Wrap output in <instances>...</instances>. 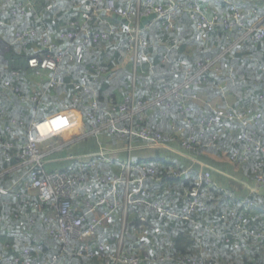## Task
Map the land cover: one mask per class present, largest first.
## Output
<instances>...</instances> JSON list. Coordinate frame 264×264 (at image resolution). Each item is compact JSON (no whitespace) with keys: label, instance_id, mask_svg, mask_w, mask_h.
Listing matches in <instances>:
<instances>
[{"label":"trees","instance_id":"obj_1","mask_svg":"<svg viewBox=\"0 0 264 264\" xmlns=\"http://www.w3.org/2000/svg\"><path fill=\"white\" fill-rule=\"evenodd\" d=\"M134 1L115 0V6L125 8ZM203 1L209 16L215 11L219 14L228 13V2L239 5L247 14L257 9L260 16H264V0ZM90 7L89 0H37L29 6L26 0H0V105L5 109L3 111L0 108V264H9L15 258L26 259L23 251L37 244L42 249L28 255L32 264H50L48 261L51 258H57L62 264H105L103 260L83 255L72 256L62 241L50 234L49 226L42 218L49 211L48 205H43L41 211L35 212L31 203L38 200L37 196H25L27 187L19 178L26 174L28 167H18L20 158L17 154L34 119L33 115V119L28 121V116L20 106L31 105L26 97H30L39 88L41 81L29 67L28 59L40 55L36 47L41 46L44 40L51 41L55 49L69 46L73 60L66 58L62 61L64 76L68 80L89 78V84L96 91L101 106L121 103L132 89L133 68L125 62L129 56L130 36L122 31L126 23L113 14L106 16L105 11L101 10L86 20L83 13L90 12ZM139 23L142 35L150 45L145 53L152 62V66L144 63L143 71L139 69L137 75V93L141 98H159L168 88L182 84L189 76L196 74L210 59L215 63L204 70L203 83L184 88V94H195L198 97L189 101H193L196 111L210 115H214L215 109L234 113L247 111L250 116L261 113L257 123L252 121L247 127L236 119L221 118L214 129L217 136L215 145L209 147L202 143L197 150L189 152L211 166L235 175L236 178L231 183L236 184L239 191H242L241 181L256 184L257 174L264 175V152H255L245 160H229L231 165L239 166L237 172L231 169L229 163L218 162L210 155L221 157L228 154L229 157L237 148L246 147L249 143L242 140L246 132L252 133L264 144V37L246 36V26L242 29L218 26L212 31L202 32L196 29L184 11L174 16L172 23L168 25L155 16L147 18L145 22L140 20ZM250 23V20L247 21V27ZM111 26L118 27L119 31L111 34L110 39L96 36V33L109 31ZM33 28L39 34L30 38V45L34 43L33 49L30 46L25 50L18 38ZM85 31L91 33L92 39L80 46ZM67 35L73 37L69 38ZM167 55L169 61L165 62ZM181 62L185 63V70L188 72L182 71ZM101 68L105 71L100 72ZM12 72H18L19 75H12ZM8 79L14 82L13 87L18 88L22 96L16 95L12 88L4 85V81ZM167 100L170 106L165 114L161 113L160 106L155 105L149 109L146 123L161 131L167 143L172 146L177 144L181 148L179 135H171L170 129L173 121H183L180 101L175 97H168ZM47 102L60 103L62 109L76 108L84 114L91 110L84 92L78 93L65 87L48 92L40 104L31 105L36 107V112L33 113H38V107ZM11 120H16V124ZM6 125L10 126V130H5ZM205 134L207 136L206 132ZM3 141L13 142V146L5 149ZM178 158L182 168L192 165L188 159ZM71 162L74 163L72 160ZM73 163L71 166H74ZM114 164L116 162H105L88 174L95 189L98 188L101 193L108 187L100 184L98 178L104 173L120 174V165L119 172L108 170V166ZM148 166L156 170L157 177L148 180L153 193L150 200L159 202L165 198L173 210L186 206L188 192L197 185L196 178L168 179L166 172L176 167L174 162L167 159L149 161ZM45 167L48 172H54L49 171L46 165ZM62 170L72 175L82 172L79 164H76L72 172ZM201 191L204 193L202 200L208 209L198 208L188 219L172 218L133 206L128 214L125 227L127 232L126 236L123 234L121 250L127 255L138 254L142 258V264H189L193 258L221 264H264V238L258 236L264 232V211L250 209L264 199V185L257 192L248 191L244 205L238 203L237 190L231 184L229 187L216 184L209 188L204 186ZM225 192H230L235 198H226ZM88 196L81 193L72 200L76 213L80 207L83 208L84 198ZM90 197L94 198L95 195ZM92 215H87L86 224ZM142 216L144 222L141 221ZM30 220L34 223L31 224ZM123 221L122 212L118 211L111 222L98 230L97 238L87 242L96 246L104 241L107 252L115 253L120 247ZM238 225L244 231L236 232ZM138 228L146 230L145 238L149 237L152 241L149 254L145 255L135 249L134 242L141 239ZM82 244L75 242L76 246ZM161 258L164 259L160 261Z\"/></svg>","mask_w":264,"mask_h":264},{"label":"built area","instance_id":"obj_2","mask_svg":"<svg viewBox=\"0 0 264 264\" xmlns=\"http://www.w3.org/2000/svg\"><path fill=\"white\" fill-rule=\"evenodd\" d=\"M9 1V0H1ZM27 5L37 0H26ZM91 3L90 12L85 11L83 18L89 20L98 12L105 11L106 16L113 14L120 19L127 21L126 25L122 27V31L127 33L128 39V53L129 56L125 62L127 65H132L134 72V80L132 89L125 95L123 101L116 105L101 106L97 100L96 91L91 88L89 78L82 80H68L63 72L61 63L64 59L73 60V56L69 52V46L65 48L55 49V45L51 41L44 40V43L36 47L40 51V55H34L28 59L29 67L41 79L39 88L35 89L30 97H26L31 105L40 104L47 96L48 92L56 91L59 88H70L78 93L84 92L89 101L91 110L83 113L81 110L75 108L58 109V104L52 106L53 111L42 117L34 118L30 127L27 130L24 143L18 147V157L20 163L18 167L27 166L26 174L20 176L19 180L24 181L27 197L37 196L38 200L32 201V206L35 212L41 211L43 205H48L49 211L42 216L43 222L49 226V232L56 238L60 239L67 247L72 256H87L92 259L103 260L105 264H142V258L138 254L127 255L122 249L123 234L125 233L126 222L130 209L133 206L146 208L149 211L157 212L161 215L188 219L191 214L195 213L198 208L208 209L202 200L204 193L201 189L214 185L213 171L214 167L210 164L200 160L198 157L191 155V150H197L200 144L205 146H214L217 136L214 129L220 122L221 118L236 119L243 126L247 127L250 122L261 118V113H255L250 116L249 112H226L222 109H215L214 115L208 113L198 112L194 108L193 99H198L194 95L184 94L186 86L201 85L204 81V70L215 63L214 60H207L206 65L203 66L196 74L189 76L186 81L175 87L168 88L167 92L157 99H143L137 93V75L140 70L143 71L144 63H150L148 55L145 53L149 48L142 35L140 20L143 18H150L155 16L158 19H163L165 25L171 24L173 17L177 16L180 11L186 12L193 21L196 29L202 32H208L216 29L218 26L225 28H247L246 36L253 38L264 37V16H260L257 9L253 10L251 14H247L241 10L239 5L228 2L229 11L226 14H219L213 12L212 16L206 14V9L203 6V0H191L188 2L176 0H135L128 4L125 8H116L115 0H89ZM163 2V3H162ZM163 5H167L166 7ZM251 21L247 27V21ZM119 31L118 27L111 26L109 31L96 33L97 37L103 39H110L111 34ZM39 33L37 29H30L21 34L18 38L19 43L26 49L31 45L30 38L37 36ZM85 37L80 46L89 43L92 38L91 33L84 32ZM69 38L72 35H67ZM63 38V39H69ZM97 39V38H96ZM165 62L169 61L168 55L165 56ZM182 71L185 70V63L181 62ZM180 67V66H179ZM104 68L100 72H104ZM12 75L18 76V72H12ZM47 76V77H46ZM46 77V78H45ZM45 78V79H43ZM46 84V86L44 85ZM7 88H12L14 93L22 96L18 88H14V82L10 79L4 81ZM4 95V94H3ZM168 97H175L180 101L181 114L183 115L182 122L173 121L170 125L171 135H179L181 141V148H175L165 140V135L161 131L155 130L146 123L148 111L153 106L161 107V113L165 114L170 106L167 102ZM4 111V107L0 105ZM36 107H34L35 109ZM48 110L49 107L47 108ZM87 121L88 132L90 134L100 135L109 134L117 136L119 139L126 141V150L128 157L124 160H115L110 157V150L102 149L97 153L88 155L87 159L80 160V173L69 174L66 171L48 172L46 170V159L41 144L57 135L65 134L72 131L75 127L84 124ZM50 122L55 129L51 132L43 134L40 130L36 131L38 126L44 122ZM16 124V120H11ZM206 124V126L204 125ZM205 126V127H204ZM205 129V130H204ZM5 130H10V126L6 125ZM207 133V136L205 134ZM170 135V136H171ZM1 139V138H0ZM205 139V140H204ZM242 140L249 144L243 148H237L228 157L230 161L234 162L240 158L247 159L253 153L264 152V144L252 133L246 132L242 136ZM140 142V149L142 150H168L180 157L188 159L192 165L182 168L179 161L175 162V169L166 172V177L175 179L196 178V187L188 192L189 200L186 206L173 210L165 198L159 202L151 201L153 196L151 187L149 186L150 178L156 177V170L149 167L146 162L136 161L133 159L132 152L135 150L136 142ZM1 142V140H0ZM5 149L13 146V142H2ZM40 146V148L38 147ZM6 156L8 153L4 152ZM87 157V156H86ZM74 158V157H71ZM105 162H116L121 166L119 175H110L104 173L98 178L100 184L106 185L108 188L104 193L98 188L95 189L91 180L88 178L89 172L97 169ZM5 173V172H3ZM1 178V174H0ZM256 184L250 188V192H257L258 188L264 185V175L258 173L256 176ZM25 193V194H26ZM81 193L88 194L84 198L83 209H78V213L73 209V202ZM96 195V198H91L90 195ZM24 196V195H23ZM24 196V197H25ZM226 198H235L230 192H225ZM26 198V197H25ZM26 203H29L26 201ZM103 208L102 210L100 208ZM121 211L123 217V227L121 231V238L119 240L120 247L115 253H108L107 246L104 241H100L96 246H91L87 241L97 238V232L107 223L111 222L115 214ZM93 214V215H92ZM87 215H92L88 224H86ZM234 214H232L233 216ZM144 222V216L141 217ZM33 224L34 221L30 220ZM236 232H242L244 229L238 225ZM264 238V232L258 235ZM79 241L83 244L76 246L75 242ZM42 246L36 245L25 249L23 252L26 259L15 258L9 264H32L28 255L41 250ZM28 258V259H27ZM164 258L159 259L162 261ZM50 264H62L57 258H51ZM189 264H221L215 262L199 261L193 258Z\"/></svg>","mask_w":264,"mask_h":264},{"label":"crops","instance_id":"obj_3","mask_svg":"<svg viewBox=\"0 0 264 264\" xmlns=\"http://www.w3.org/2000/svg\"><path fill=\"white\" fill-rule=\"evenodd\" d=\"M121 20L125 23L123 19ZM151 66H152V62H151ZM78 129L80 131L79 134L78 132L76 133L72 130L65 134L52 137L41 144L43 152L45 154L46 166L49 171H57V170L59 171L62 169H67V171L72 172L76 164L78 166L79 164L78 162L80 160L87 159L88 155L97 153L102 149L110 150L111 151L110 157L115 160L124 161L128 157L125 140L119 139L118 137L109 136L108 134H100L98 136L95 134H90L88 132L89 129L86 120L84 121V124L79 126ZM135 146L136 148L132 152V155H133V159H135L136 161L146 162L147 164L149 163V161L152 160L161 161L167 159L174 163L176 161L177 162L179 161L178 158L179 156L174 153L172 154V152L168 150H142L139 148L140 147L139 141L136 142ZM173 146L174 147L177 146L175 148H179L177 144L176 145L173 144ZM211 157L215 160L217 159L216 156L214 155H211ZM71 160L74 161V163L71 162ZM217 161H223V160L217 159ZM72 163L74 166H71ZM228 163L230 165L232 164L230 162ZM238 168H239L238 165L237 166L231 165V169H233L235 172L238 171ZM108 170H110L111 172H119L120 170L119 164L116 163L114 165L108 166ZM214 171H213L214 184L221 185L224 187H229L230 184L233 185L235 190H237L236 193L238 197V203L242 205L246 204L244 200L247 199L246 197H248L249 194L248 191L250 192L251 190L250 188L255 186V182L252 183L247 181H241L240 185H242V191H239L240 189L237 188V185L231 183L232 179L236 178L235 175H233L229 171L227 172L215 167H214ZM94 198H96V195ZM77 205H79V203ZM82 209L83 208L80 207V210Z\"/></svg>","mask_w":264,"mask_h":264},{"label":"rangeland","instance_id":"obj_4","mask_svg":"<svg viewBox=\"0 0 264 264\" xmlns=\"http://www.w3.org/2000/svg\"><path fill=\"white\" fill-rule=\"evenodd\" d=\"M33 47H34V43L31 45V49H33ZM32 52V51H31ZM55 103H51V102H47V103H44V104H41L39 107H38V113H33V112H36V111H34V106H31V105H22V106H20V108H21V110L24 112L25 111V115H27L28 116V121L29 120H31V119H33V115H34V118H36L37 116L38 117H42V116H45V115H47L49 112H51V111H53V109H52V106L54 105ZM49 107V109L50 110H48L47 108ZM60 108V103H58V109ZM31 115H32V118H31ZM78 128H79V126H78ZM78 128H74L73 129V131L74 132H78V134H79V129ZM73 132V133H74ZM82 134V133H81ZM42 146V145H41ZM39 148H40V146H38ZM211 156V155H210ZM216 158L217 159H221V160H223V161H225V162H229V158H228V154H226L225 156H221V157H218V156H216ZM216 159V160H217ZM219 162V161H218ZM58 171V170H57ZM56 171V172H57ZM59 171H63L64 172V170H59ZM261 192H263V190H261ZM260 201V203L258 202V204H257V206L256 207H253V208H250V209H252L253 211H255L256 209H259V210H261V212L262 211H264V199H262V200H259ZM126 232H127V230H125V236H126ZM138 234L140 235V241H136V242H134V244H135V246H136V248L135 249H137L138 251H140L141 253H143V254H149V252L151 251V242L152 241H150L149 239V237H146L145 238V236H146V234H147V232H146V230H142V228H138ZM139 237V236H138ZM50 261V260H49ZM48 261V262H49Z\"/></svg>","mask_w":264,"mask_h":264},{"label":"bare ground","instance_id":"obj_5","mask_svg":"<svg viewBox=\"0 0 264 264\" xmlns=\"http://www.w3.org/2000/svg\"><path fill=\"white\" fill-rule=\"evenodd\" d=\"M55 129V127L52 126V124L50 122H44L43 124L38 126V129L36 128V131L39 132V130L45 134L48 131L51 132Z\"/></svg>","mask_w":264,"mask_h":264},{"label":"water","instance_id":"obj_6","mask_svg":"<svg viewBox=\"0 0 264 264\" xmlns=\"http://www.w3.org/2000/svg\"><path fill=\"white\" fill-rule=\"evenodd\" d=\"M151 17H154V16H151ZM150 17V18H151ZM117 18H119L118 16H117ZM120 19V18H119ZM124 21H125V23H127V21L125 20V19H123ZM147 20V18H143V22H145Z\"/></svg>","mask_w":264,"mask_h":264}]
</instances>
